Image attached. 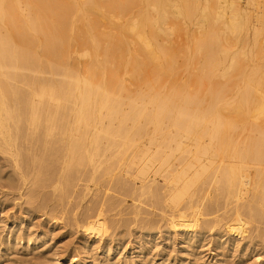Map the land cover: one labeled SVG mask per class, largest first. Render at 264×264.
I'll use <instances>...</instances> for the list:
<instances>
[{"label": "bare ground", "instance_id": "1", "mask_svg": "<svg viewBox=\"0 0 264 264\" xmlns=\"http://www.w3.org/2000/svg\"><path fill=\"white\" fill-rule=\"evenodd\" d=\"M257 6L0 0V152L13 157L21 185L28 172L31 187L57 193L61 216L52 223L69 218L78 226L80 205L71 200L79 182L83 199L99 182L113 183L136 201L159 202L168 230L192 231L191 244L224 220V232L244 239L251 219L249 242L264 247V20ZM37 191L30 189L31 199ZM93 205L78 227L101 241L109 211L104 202ZM105 252L111 256L112 245Z\"/></svg>", "mask_w": 264, "mask_h": 264}, {"label": "rangeland", "instance_id": "2", "mask_svg": "<svg viewBox=\"0 0 264 264\" xmlns=\"http://www.w3.org/2000/svg\"><path fill=\"white\" fill-rule=\"evenodd\" d=\"M256 1L257 7H259L258 9L256 8V12L260 15L262 14V18L260 16V19L264 20V0ZM262 26L264 27V22ZM182 40L185 41L184 38ZM256 61H258V64L260 63V60H255L254 62ZM254 122L260 124L261 119L260 122ZM245 125L248 127L247 124ZM254 132L251 131L252 134ZM12 158L8 153L4 154L0 152V250L3 249L0 251V264H78L81 261L84 264H115V262L116 264H264V247L253 246L249 242L250 235L253 236L256 233L254 232V228L257 224L253 220L248 219L250 224L244 225V228L247 230L244 239L229 235L227 231L224 232L226 230L224 224L226 220H224L218 228L213 227V230L206 231L205 233L207 234H204L203 241L197 239L199 240L198 242L191 244L192 242L188 241V237H191L192 234L194 235L192 231L168 230L164 221L161 220L159 202L153 203L154 206L151 200H149L150 198H148L149 195H144L139 201H136V196L132 195V197L121 191L118 192L114 188L113 183L112 185L104 186L106 185L105 183L99 182L100 184L98 183L97 186L92 188V190H96L97 187L99 193L93 190L92 194L90 193L83 199V195H79L83 188V182H79L75 190L77 194L75 192L72 194V198L74 199L71 201L75 202L74 204L78 201L80 205L78 210L80 213L78 216V226L81 225V220L86 214V209L90 208V206L92 207L94 203L95 205L93 206H98L104 202L106 213L109 211L107 221L110 219V223H107V225L111 224V226L109 225L107 234L102 237L101 241L98 238L85 237L82 232L83 229L75 226L74 222L69 218L61 222L57 221L56 223L50 221L49 218L61 216L59 208L54 203L57 193L53 196L48 189H46L47 191L44 189V191L40 192L34 186L31 187L32 174L28 172L24 176L26 185H21L22 182L17 174V168L15 167L14 169ZM252 168L250 167L251 170L248 169L253 171L254 169ZM157 180L159 183V178ZM101 183L108 191H104L105 189L101 186ZM30 189L31 191H37V197H34V195V198L32 197L31 199L32 193L30 192L28 195ZM44 194H46L45 197L50 195L46 198H51V201L50 199H44L48 200V205H44L43 201H41ZM77 195L80 197H75ZM100 196L104 197L101 198ZM108 198H111L110 200L115 203V207H109ZM114 200L116 202L119 200V202L116 203ZM136 203L137 206L139 205V208L136 206ZM116 204H120V206L117 205V207ZM107 207L111 211L107 210ZM136 207L141 210L137 216L133 213ZM43 212L46 214L45 216H43ZM260 226V228L264 227ZM15 238H22L21 242L23 244L17 243L18 240H15ZM29 239L30 243L34 240L38 241L36 249L27 245ZM7 242H10V244H7ZM107 245H112L114 253L111 256L105 257ZM84 247L86 250H82ZM4 248H7V250L4 251ZM205 249H211L210 251H213L214 254H209ZM37 255H40L39 258L41 257V259L37 258ZM73 258H76V260H72ZM36 260L39 261L36 262Z\"/></svg>", "mask_w": 264, "mask_h": 264}]
</instances>
